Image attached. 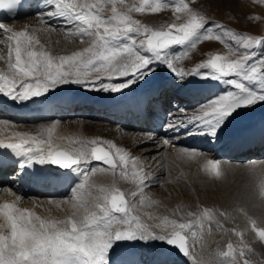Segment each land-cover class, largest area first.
Instances as JSON below:
<instances>
[{
    "label": "snow or ice",
    "instance_id": "1",
    "mask_svg": "<svg viewBox=\"0 0 264 264\" xmlns=\"http://www.w3.org/2000/svg\"><path fill=\"white\" fill-rule=\"evenodd\" d=\"M23 6L22 0H0V10L9 15ZM38 7L40 27L32 31L28 26L14 30L0 22V45L7 48L6 55L0 54V61L6 65L0 68V96L7 100L33 101L69 84L122 93L134 85L147 84L155 73L166 69L179 87L187 86L189 77L227 86L191 116L186 109H178L180 116H170L164 125L166 132L184 128L189 135L207 136L213 142L240 110L264 103V36L238 33L210 21L190 7L189 0H38ZM169 8L177 14L176 20H181V14L186 19L154 29L133 16ZM57 31L64 33L65 40L78 39L84 47L57 54L40 36ZM206 41H218L227 52L212 54L192 69L178 67V62ZM176 46L182 49L178 53L173 51ZM60 125L61 121L56 120L35 134L13 131L11 140L0 139V149L9 152L24 175H30L35 165L56 166L79 181L70 187L69 197L47 201L56 210L68 213L62 217L52 215L51 209H45L48 216L38 214L34 208H43L42 203L34 208L21 207L25 197L15 192V200L0 204V264H114L117 246L137 241L163 243L192 264H207L197 259L190 241H202L205 231L211 233L214 227L239 238L235 244L228 242L226 249L218 250L215 264H256L247 258L253 249L245 232L250 230L264 243V221L239 208L247 224L225 228L218 217L234 220L230 213L203 207L186 213L190 219L155 217L145 211L147 220H159L149 224L139 213L159 203L146 189L160 181L149 175L140 158L101 138L61 137L67 146L57 144ZM7 127L8 122L0 121V131ZM148 139L158 148L175 146L174 138L167 135L157 141L149 133ZM178 151L190 160L200 155L194 149ZM94 161L102 166H91ZM247 170L255 182L258 206L264 207V161L251 162ZM202 171L213 179L225 175L219 160H207ZM97 173H110L112 183L89 185L90 177ZM117 178L134 187L121 190Z\"/></svg>",
    "mask_w": 264,
    "mask_h": 264
},
{
    "label": "bare ground",
    "instance_id": "2",
    "mask_svg": "<svg viewBox=\"0 0 264 264\" xmlns=\"http://www.w3.org/2000/svg\"><path fill=\"white\" fill-rule=\"evenodd\" d=\"M27 1L22 0L24 6L20 7L21 12L19 15L13 18H0V22L10 25L14 30H23L26 25L18 17L30 9ZM210 1L195 0L191 7L207 16L209 15L208 9L211 13L216 9L212 7ZM215 1L218 7L225 9V11L222 9V14L224 15H222L224 18L222 21L229 29L242 32V29H244L242 28L243 24L247 19L252 18L255 12L260 14L261 21L255 23V25L252 24L248 28L255 30V27H259L263 23L264 8H258L254 5V0ZM131 2L132 0H126V3ZM169 9L173 12L172 8ZM145 13L149 12L146 11ZM165 16L156 13L150 21L146 20L145 23L148 26H152L153 22ZM184 17H181V20L176 23L183 22L185 20ZM39 27L40 21L36 17L32 30ZM32 30L29 29V31ZM59 32V44L56 43L57 41H48L53 51L57 54L71 52L84 47L78 39L65 40L64 33ZM42 35L43 33H40V36ZM216 48H221L219 42L216 43ZM224 50L227 51L226 48ZM6 51V46L3 48V45H0V54L6 55ZM193 52L195 53L192 55ZM209 54L210 52L201 46L189 53L188 57L184 59L188 61L192 58L191 56L197 57V60L195 59L196 62L192 63V65L182 63L184 60L178 63L185 69H192L198 63L207 60L208 56L206 55ZM0 68H6L3 61H0ZM186 84L187 86L185 87L177 86L172 74L165 69L155 73L147 84L134 85L131 89L124 90L122 93L92 91L78 85L69 84L49 92L46 97L25 103L13 102L0 96V121L8 122V127L0 131V139L11 140L13 131L35 134L46 124V122L33 121H43L51 118H54V121H61L64 116L77 114L79 116L78 120L67 123L65 127H62L61 122L56 133L55 143L67 146V141L60 139L61 137L87 140L89 137L97 136L103 140L113 141L118 147L127 148V150L129 145L134 144L140 147L144 145L138 153L135 152L132 155L139 157L149 175L160 181L159 183H153L150 188L146 189L148 195L159 201V204L173 198L174 200L183 199L179 195L184 191L183 188L174 184L164 183V177L167 173L166 165L162 164L161 160L158 159L159 154H161L158 151L161 147L158 148L156 143L148 139L149 133L155 138L159 136L154 127L156 130L161 129L164 132L163 134L169 138H174L177 142H183L184 148L189 145H196L201 149H210L211 151L208 155L212 158L217 157V160L223 157L227 160L233 158L247 159L252 162V160L260 159L262 154H264V103H258L253 107L240 110L239 114L236 115L237 118L227 124L224 130L227 135L221 134L214 142L207 136L189 135L188 130L184 128H181L178 132H166L163 130L160 117L166 108L174 107L176 110L193 108L198 101L205 99V97L208 98L207 96L211 95L215 85H217L215 81L200 80L196 77H189ZM174 113L180 116L178 112ZM71 123L78 125L75 128H71ZM237 128L239 129L237 130ZM93 132H95L94 135L92 134ZM156 140L159 141L160 139ZM79 146L75 145V147ZM167 149L173 151L171 145ZM129 150L133 152L131 148ZM154 151H157V154L153 153ZM0 154L10 156L9 152L3 149H0ZM170 159H173L172 164H174L176 159ZM96 165L101 164L95 162L91 166ZM29 172L31 173L30 175H24L19 172L12 158L6 162H0V189H3V191H0V204L5 201L15 200L16 197L12 194L13 192L25 197L20 206L26 208H34L36 204L41 203L45 207L53 206L47 204L49 199L60 201L70 196L67 192H69L70 185L74 181L69 185L66 184L67 173H61L52 168V166L41 165H35ZM9 189L11 191H8ZM34 210L37 213H43L41 207H35ZM183 210L188 213L191 209L185 205ZM151 212L155 214L157 211L152 210ZM198 243V241H194L199 252H193L197 259L202 258L207 264H212L216 261L218 250H224L221 247H217L206 254L205 251V253L200 251ZM112 260L114 264H160L161 261L162 264H192L189 258L176 254L163 243L140 241L125 242L117 246L116 255L112 257Z\"/></svg>",
    "mask_w": 264,
    "mask_h": 264
},
{
    "label": "rangeland",
    "instance_id": "3",
    "mask_svg": "<svg viewBox=\"0 0 264 264\" xmlns=\"http://www.w3.org/2000/svg\"><path fill=\"white\" fill-rule=\"evenodd\" d=\"M193 1L189 0L190 7ZM211 1L210 3L212 7L216 9L213 8L214 11H212V13L208 9L209 15H207L206 17H208L210 21H215L219 24L224 25V22L222 21V19H224L223 18L224 15L222 13L223 10L225 11V9L222 7H218L215 3L216 2L215 0H211ZM253 3L258 8H264V3H259L257 2V0H254ZM28 6L30 7V9L25 14L18 17V19H21L22 23L28 26L29 29L32 30L33 25L36 21L37 13H39L41 9L38 7V0H29ZM160 14L167 16L157 19L156 22H153L152 26L149 27H152L154 29H159L161 27L166 26L169 23L178 22V20L175 19L177 14L174 11L171 12L170 9H165L162 12H160ZM133 16L134 18L139 19L143 24L147 25L145 23L146 20L150 21L153 18L154 14L150 12L133 13ZM181 17L183 18L182 14ZM184 19H186V17H184ZM248 20L250 23L247 22ZM247 21L242 26V28H244L242 29L243 31L242 30H241L242 32L237 31L238 33L249 34L254 36H264V29H263L264 19L262 25L259 27H255V30L248 28L252 24L255 25V23L261 21L260 14L255 12L252 18L247 19ZM54 23H56V21H54ZM59 35H60L59 31L47 33V34L43 33L41 39L42 42H48V41L56 42L58 41ZM217 42L218 41L202 42L197 46V48L202 46L205 50L210 52L209 55H206L208 56L207 59L212 54H225L227 52L226 50H224L225 46L221 44V48L217 49L216 48ZM4 46L5 45H3V48ZM181 50L182 49L179 46L173 48V51L176 53L180 52ZM194 53L195 52H193L192 55ZM191 57L192 58L190 60L188 61L184 60L185 62L182 61V63L192 65V63L196 62L195 59L197 60V57H193V56ZM179 64L180 63H178V67H182L181 64L180 65ZM225 87L227 86H221L218 84L215 85V89L213 90L211 95L207 96L208 98L205 97V99L203 98L202 100L198 101L193 108L192 107L186 108L187 114L191 116L194 110L198 111L199 106L204 105L213 97L222 94ZM174 112H178L174 107H168L166 108V110H164V112L160 117L162 129L164 128V125L170 116L178 117ZM78 117L79 116H77V114H70L62 117L61 118L62 127H65L67 123H70L73 120H78L77 119ZM234 118H237L236 115L234 116ZM234 118H231L230 121L233 120ZM53 121L54 118L47 120L44 119L43 121L37 120L33 122H39V123L46 122L45 126H47L50 125V123H52ZM230 121L228 123H230ZM77 125L78 124L76 123H71L70 127L75 128L77 127ZM112 125L114 124L112 123ZM238 129L239 128H237V130ZM155 131L159 135L157 136L156 139H161L162 137L165 136L163 134L164 132L161 129ZM92 134L94 135L95 132H93ZM222 135H227V134H225V131H223ZM94 138H98V137L97 136L89 137L88 139H94ZM142 147H144V145L140 147V146H135L133 144L128 146V150L129 148H131L133 152L130 150L129 151L132 154H135V152L138 153ZM172 147H173L172 149L173 151L161 147V149L158 151V153L161 152V154H159L158 156V159L161 160L162 164L166 165L167 173L165 174L166 176L164 177V183L171 185L174 184L183 188L184 191L179 194L180 196L183 197V199L182 198H180L179 200L178 199L174 200V198L169 199L162 204L158 203L157 205H154L151 209L142 210L139 214L142 216V218L146 220V222H148L149 224L159 223L158 219L147 220V217L144 215L145 211H152V210L157 211L155 214H153L155 217H163L164 215H168L172 217L174 215V218L176 219H181V217H184L185 219H190V217L186 216L187 212H184L183 210L185 205H187V207L191 209L190 212H196L201 210L203 207H209L230 213L231 216L234 217V220L225 221L223 217H218L221 220V222L224 223L225 228H232L236 226L244 227L247 224L246 217L241 212L237 211V209L239 208H245L249 215L257 218L258 221H264V207L258 206V200L256 198L255 188H254L255 182L247 170V166L251 163V160L248 161L247 159L244 160V159H234V158L227 160L224 159L223 157H220L219 161H221L222 163V169L225 171V175L221 179H213L210 178L208 175H205L204 172L202 171V166L207 160L218 159L217 157L212 158L210 155H208L211 151L210 149H201L199 146L196 145L186 146L185 148L194 149L200 154L196 160H190L187 159L186 156H184L178 151L179 148H184L183 142L175 141V146ZM153 153L157 154V151H154ZM170 158L176 159L174 164H172L173 159ZM260 159L258 160L255 159V160L256 162L258 161V163L259 161L260 162L264 161V154H262ZM255 160H252V162ZM92 163L94 164L95 161ZM96 163H100V162H96ZM96 166H102V165H96ZM112 181H113V177L110 173H97L90 177L89 185L108 186L112 183ZM75 183H79V181L75 180ZM116 183L117 186L121 188V190H128L134 187L129 181L124 179L117 178ZM71 186H74V183H72L70 187ZM67 193L70 194V190ZM45 209H51L52 215L57 217H62L68 214L65 211L56 210L54 206H46V207L44 206L43 208L41 207L43 213H38V214H40L41 216H48L49 212L46 211ZM157 231L159 230L157 229ZM238 239L239 238L236 237L234 234L230 232L226 233L214 227L211 233L205 231L203 240L198 241L199 242L198 244L200 251H201V245L202 244L204 245L202 252L203 253L206 252L207 254V252L210 253L209 251L212 252L217 247H221L225 249L228 242H233L235 244L236 242H238ZM245 239L253 249V251L248 254L247 258L256 262V264H264V243L259 242L258 237H256L255 233L251 232L250 230L245 232ZM190 243L194 244V241H190ZM192 251H196L195 253L199 252V249H196L195 244ZM212 264H215V262H213Z\"/></svg>",
    "mask_w": 264,
    "mask_h": 264
},
{
    "label": "water",
    "instance_id": "4",
    "mask_svg": "<svg viewBox=\"0 0 264 264\" xmlns=\"http://www.w3.org/2000/svg\"><path fill=\"white\" fill-rule=\"evenodd\" d=\"M52 168H54V169H58L56 166H52ZM59 170H61V169H59ZM61 171H65V170H61ZM165 245H166V244H165ZM166 247L169 248V249H171V250H173L176 254L182 255V254L179 253L175 248L170 247V246H167V245H166Z\"/></svg>",
    "mask_w": 264,
    "mask_h": 264
}]
</instances>
